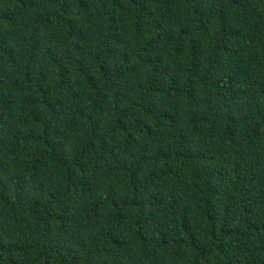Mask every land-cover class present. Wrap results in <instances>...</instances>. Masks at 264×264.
Masks as SVG:
<instances>
[{
  "label": "trees",
  "instance_id": "1",
  "mask_svg": "<svg viewBox=\"0 0 264 264\" xmlns=\"http://www.w3.org/2000/svg\"><path fill=\"white\" fill-rule=\"evenodd\" d=\"M0 264H264V0H0Z\"/></svg>",
  "mask_w": 264,
  "mask_h": 264
}]
</instances>
